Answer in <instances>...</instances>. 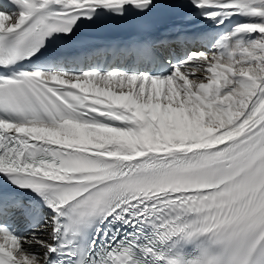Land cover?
I'll use <instances>...</instances> for the list:
<instances>
[{
    "label": "snow or ice",
    "instance_id": "snow-or-ice-1",
    "mask_svg": "<svg viewBox=\"0 0 264 264\" xmlns=\"http://www.w3.org/2000/svg\"><path fill=\"white\" fill-rule=\"evenodd\" d=\"M0 264H264V0H0Z\"/></svg>",
    "mask_w": 264,
    "mask_h": 264
}]
</instances>
